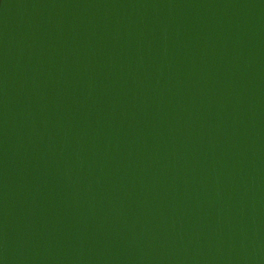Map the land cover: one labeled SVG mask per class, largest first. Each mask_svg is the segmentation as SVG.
Returning <instances> with one entry per match:
<instances>
[{"label": "water", "instance_id": "obj_1", "mask_svg": "<svg viewBox=\"0 0 264 264\" xmlns=\"http://www.w3.org/2000/svg\"><path fill=\"white\" fill-rule=\"evenodd\" d=\"M0 264H264V0H0Z\"/></svg>", "mask_w": 264, "mask_h": 264}]
</instances>
